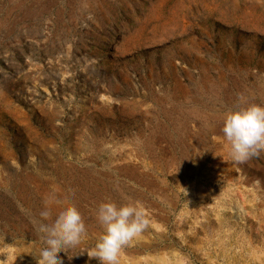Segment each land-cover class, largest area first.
Listing matches in <instances>:
<instances>
[{
  "label": "rangeland",
  "instance_id": "obj_1",
  "mask_svg": "<svg viewBox=\"0 0 264 264\" xmlns=\"http://www.w3.org/2000/svg\"><path fill=\"white\" fill-rule=\"evenodd\" d=\"M264 106V0H0V264H43L40 222L101 203L150 223L118 264H264V150L224 116ZM47 207V216L41 210Z\"/></svg>",
  "mask_w": 264,
  "mask_h": 264
},
{
  "label": "clouds",
  "instance_id": "obj_2",
  "mask_svg": "<svg viewBox=\"0 0 264 264\" xmlns=\"http://www.w3.org/2000/svg\"><path fill=\"white\" fill-rule=\"evenodd\" d=\"M222 132L229 142L231 156L244 162L264 150V106L249 104L225 113ZM48 208L41 215H48ZM97 219L104 228L91 257L99 264H118L121 249L139 236L149 225L142 207L127 203L117 206L114 202L101 203ZM42 244L39 254L43 264H63L60 252L80 243L86 226L80 211L72 203L61 206L49 222H40Z\"/></svg>",
  "mask_w": 264,
  "mask_h": 264
}]
</instances>
